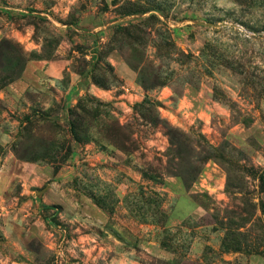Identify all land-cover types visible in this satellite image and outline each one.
<instances>
[{
	"label": "rangeland",
	"instance_id": "rangeland-1",
	"mask_svg": "<svg viewBox=\"0 0 264 264\" xmlns=\"http://www.w3.org/2000/svg\"><path fill=\"white\" fill-rule=\"evenodd\" d=\"M0 264H264V0H0Z\"/></svg>",
	"mask_w": 264,
	"mask_h": 264
},
{
	"label": "trees",
	"instance_id": "trees-1",
	"mask_svg": "<svg viewBox=\"0 0 264 264\" xmlns=\"http://www.w3.org/2000/svg\"><path fill=\"white\" fill-rule=\"evenodd\" d=\"M109 130H110V131H113V129H109ZM72 134H73V136H74L76 139H79V136L77 135V133H76L74 130H72ZM167 135H168V137H169L170 144H171L172 146H177L178 141H175V142H174V138H173V136H172L173 134H171V132L168 131V132H167ZM200 147H201V149H202V151H203V153H204V155H203L204 158H203V159H207V158H209L210 156H214V157L217 158V155L214 154V153L212 152V149H211V148H208V146L201 145ZM176 153L178 154V160H179L180 163H181V162L184 160V157L180 155L179 151H176ZM188 160H189V159H188ZM188 160L186 161V163L189 162ZM201 168H202V166H200L199 168H198V167L195 168V171H194V174H193V175H189V176H187V175L182 174L181 172H177L175 175H176V176H179V177L182 179L183 183L186 184L188 180L194 181V180L196 179V177H197L198 173L200 172ZM226 171H227V169H226ZM260 178H263V176H261ZM155 206H156V207H153V211H152V214H151L152 217L156 214V216H157L158 218H162V217H163V219H165L166 216L162 213L161 209L158 208L157 205H155ZM154 217H155V216H154ZM154 222H156V220H154ZM162 223H163V222H162ZM226 248H229V247L226 246ZM233 249H239V248H238V246H235V247H233Z\"/></svg>",
	"mask_w": 264,
	"mask_h": 264
}]
</instances>
